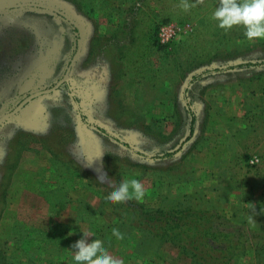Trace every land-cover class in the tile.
<instances>
[{"label":"rangeland","instance_id":"1","mask_svg":"<svg viewBox=\"0 0 264 264\" xmlns=\"http://www.w3.org/2000/svg\"><path fill=\"white\" fill-rule=\"evenodd\" d=\"M29 1L71 18L0 8V116L70 71L0 124V264H74L83 231L124 264H192L140 207L210 209L245 243L230 264H264V39L220 28V0L0 3ZM130 178L143 200L106 203Z\"/></svg>","mask_w":264,"mask_h":264},{"label":"trees","instance_id":"2","mask_svg":"<svg viewBox=\"0 0 264 264\" xmlns=\"http://www.w3.org/2000/svg\"><path fill=\"white\" fill-rule=\"evenodd\" d=\"M136 209L135 220L146 228L153 238L174 241L181 246L184 256L192 258V264H230L244 251L242 237L217 229L215 213L196 207ZM258 251L264 250V232L256 241Z\"/></svg>","mask_w":264,"mask_h":264},{"label":"clouds","instance_id":"3","mask_svg":"<svg viewBox=\"0 0 264 264\" xmlns=\"http://www.w3.org/2000/svg\"><path fill=\"white\" fill-rule=\"evenodd\" d=\"M191 6L194 5L187 2L181 5L185 10ZM213 18L219 22L218 26L225 30L231 29L234 25H244V35L249 40L264 39V0H220V4L213 12ZM110 186L115 189L106 198L105 202L110 204L132 199L141 201L146 192L144 185L136 178L124 179L118 186L115 184ZM112 233L117 239L124 238V234L117 228H113ZM83 234L85 238L77 241L71 248L75 249L74 264H124L123 259L109 254L103 241L96 239L88 244L86 238L90 237L89 233L83 231Z\"/></svg>","mask_w":264,"mask_h":264},{"label":"water","instance_id":"4","mask_svg":"<svg viewBox=\"0 0 264 264\" xmlns=\"http://www.w3.org/2000/svg\"><path fill=\"white\" fill-rule=\"evenodd\" d=\"M17 6H21V7L22 6H37V7L47 8V9L54 10L58 13H61L62 15L68 17L69 19L71 18L67 13L61 11L60 9H58L52 5L45 4V3H40V2H35V1L11 3V4L0 3V8H10V7H17ZM69 71H70V68L67 70L64 77L54 87L30 93L12 111L5 113L4 115L0 116V124L3 123L4 121H6L7 119H9L11 116L18 113L29 101H31L35 97L40 96V95L47 93V92H51L52 90L56 89V87H58L63 81L67 80ZM34 84H35V79H33V78L28 79L25 82V84L22 86L20 93H26L27 91L31 90Z\"/></svg>","mask_w":264,"mask_h":264},{"label":"crops","instance_id":"5","mask_svg":"<svg viewBox=\"0 0 264 264\" xmlns=\"http://www.w3.org/2000/svg\"><path fill=\"white\" fill-rule=\"evenodd\" d=\"M240 116V120L241 121H250V120H252V117H248V116H245V115H242V114H240L239 115ZM239 118V117H238ZM235 120H237V119H235ZM235 126H240L239 124H236ZM234 127V126H233ZM235 128H237V127H235ZM237 133V134H236ZM240 134V136H244V135H246L245 134V132H244V130H241V129H236L235 131H233L232 133H231V135L234 137V135H236V136H238ZM230 139L232 138V137H229Z\"/></svg>","mask_w":264,"mask_h":264}]
</instances>
